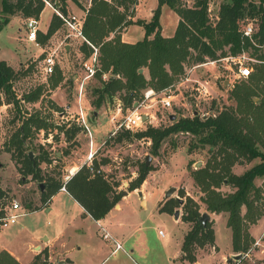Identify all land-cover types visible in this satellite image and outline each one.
Listing matches in <instances>:
<instances>
[{"label":"trees","instance_id":"16d2710c","mask_svg":"<svg viewBox=\"0 0 264 264\" xmlns=\"http://www.w3.org/2000/svg\"><path fill=\"white\" fill-rule=\"evenodd\" d=\"M47 1L53 5H57L58 1L61 13L69 15L67 0ZM72 1L82 6L79 0ZM158 1L151 22L134 20L138 0H91L88 8H85L83 35L98 48L100 60V67L95 74L100 86L94 89L96 98L92 105L98 110L121 93L127 107H130L143 90L151 87L162 91L173 85L185 73L186 64L202 63L207 58L217 59L227 53L237 55L243 51L255 58L257 62L248 81L235 85L231 91L235 106L226 107L207 119L198 116L180 117L168 126L149 125L146 130L134 134L127 130L115 137L116 141H122L128 135L138 139L149 138L152 141L151 153L159 155V149L168 138L188 132L193 135L189 153L208 148L210 157L206 164L190 169L191 176L202 193L200 200L206 210L228 215L227 226L232 231L233 251L244 254L254 242L251 225L264 216V0H223L214 15L210 0H194L192 6L182 0ZM45 4L46 0H2L1 25L9 24L16 15L38 19ZM164 5L180 18L174 35L169 37L162 34L160 23ZM248 22L256 23L252 37L244 34ZM132 24L142 25L145 36L134 43L125 42L122 40V31ZM63 25L64 20L54 13L47 32H38L40 43L45 44ZM80 49L86 57L94 51L86 41ZM140 69H147L148 76ZM104 73L108 74L107 79H103ZM18 76L19 71L5 60H0V105L4 93L13 97V102L19 106L20 101L13 91ZM64 79L62 69L56 66L48 79L49 90L57 88ZM45 88L46 85H39L23 95V100L39 101ZM256 97L258 101L254 100ZM55 110L65 115L61 107L56 106ZM48 120L40 112L23 116L6 144V150L17 163L19 172L24 177L31 175L32 180L39 183L42 204L65 186L94 219L104 218L123 198V191L118 190L121 183L111 181L101 167L109 160L96 161L94 158L92 167L83 164L67 181H62L55 174H46L42 163L51 164L52 153L41 144L39 148L32 145V139L42 131L47 136L53 130H58V135L63 134L65 141L70 143L84 131V127L76 120L70 122L68 119L69 122L54 124ZM58 135L53 133L54 140H59ZM47 144L50 146L49 142ZM172 145L177 147L175 141ZM30 151L34 154L33 160L29 157ZM68 153L67 150L63 154ZM258 158L260 161L243 173L233 171L236 164ZM152 169V166L143 162L138 176L130 181L128 190L140 188ZM257 178L263 179L261 185L256 184ZM41 184L44 185L43 190ZM223 185L234 190L225 193L221 190ZM181 192L179 196L184 197V191ZM181 197L171 196L159 210L174 214L182 206V220L192 226L184 237L181 260L195 262L198 248L215 244V230L209 220L206 224L202 223L200 218L203 212L197 200L186 196L184 203H181ZM11 198L8 190L0 185V215L4 214V207ZM25 206L36 208L30 202H26ZM245 261L242 258L238 262L241 264ZM0 264L22 263L9 251L1 250ZM31 264L52 263L48 261L46 250H42L35 255Z\"/></svg>","mask_w":264,"mask_h":264},{"label":"rangeland","instance_id":"374dc122","mask_svg":"<svg viewBox=\"0 0 264 264\" xmlns=\"http://www.w3.org/2000/svg\"><path fill=\"white\" fill-rule=\"evenodd\" d=\"M210 1L212 2V14L214 15L223 0ZM82 2L87 4L88 1L82 0ZM182 2L188 6L194 4V0H182ZM151 5H153V3L149 0L145 4V7L148 9ZM52 6L55 7L54 5ZM53 7L51 8L53 9ZM147 9V14L143 9H140L141 16L139 17L137 16L136 10L134 19H142L144 22H151L153 16L145 18L148 16L149 12ZM54 13H56L55 10ZM174 15H176L175 12L173 16ZM2 19L3 18L0 16V60H5L15 70L19 71V76L13 84V91L16 99L20 102L19 106H17L12 100L13 97L11 98L2 93L3 103L0 105V175L4 182L3 185L13 191L14 197L11 198L9 204L14 201H18L21 204H25L26 202L32 204L38 202L39 204L38 198L41 192L39 183L37 181H28L22 178V174L18 173L17 163L12 158L11 153L6 150V144L10 140L13 132L20 125L22 117L28 116L29 113L40 112L45 117H48V121L53 124L56 122H74L77 120L76 117H70L68 121L67 117H69L71 113L76 115L80 110L79 86L86 74L84 62L88 57H86L80 49L84 40L74 35L68 36L73 33L68 25L62 26L61 30L57 31L45 44H42L38 36L36 40L29 37L27 29L29 18L21 16L18 18V21L15 19L12 23L5 26L1 25ZM163 20L165 23L167 22L166 14ZM46 22L47 14L42 17V25ZM168 22L173 25L175 19L171 17ZM248 23H252L256 29V23ZM38 27V32L42 31L39 25ZM134 27L135 28L132 29L130 34H136L138 39H142L144 30L142 33L141 28L144 27L139 24H135ZM128 28L129 26L124 28L122 33L127 32ZM67 46L69 47L67 48ZM54 50H56L54 55L55 67L59 66L65 74V79L54 90L56 92V98L52 96L54 91H50L48 86V79L52 74H46L44 72L46 64L45 58ZM230 54L231 53H227L224 56ZM224 56H220L219 58ZM185 68V73L173 84V93L175 95L173 104L175 105V109H167L162 106L159 101L162 94H158L154 100L146 99L145 92L147 89L151 88L149 87L142 91L140 96L130 107H127L124 102L123 94L118 93L112 101L105 102L101 108L96 110L95 106L92 105V101L96 98L94 89L100 86V82L95 76L85 80L82 94L81 104L86 113L93 118L94 112L99 111L102 113L103 120H109L111 123V131L108 132L109 130L107 129L108 131L105 132L104 138H102L103 142L94 148V158L96 161H101L102 159L109 160L106 165L101 167H103L111 181L121 183L118 190L128 191V183L138 176L141 164L146 162L148 156H151V161L147 166H152L153 169L149 172L146 180L141 185V187L144 185L148 197L151 198L148 207L144 208L140 206L138 204L139 198L135 195L130 201H121L123 208L122 212H119L118 215H120L119 217L123 216L124 220L141 223L148 234V239L154 248L157 260L160 259L159 254L163 251L162 245H170L173 254L177 248H180L181 238L187 226L185 221H177L175 215L162 212L158 209L159 199L161 198L165 202L168 199L165 198V193L171 187H175V192L172 197H181L179 194L182 193L181 191H184L185 195L181 198L185 200L186 196H191L197 200L201 205V210L211 215L209 221L212 226L214 227L216 223H218L217 239L219 244L222 247H226L229 244L230 229L226 226L228 215L224 212L213 213L206 210L205 204L200 200L202 193L194 183L190 172V169H197L206 164L210 157L208 148L197 149L193 153H189V145L193 139V135L188 132L177 133L168 138L159 149V155L151 153L152 141L149 138L138 139L132 135H128L129 137H125L122 141L115 140L117 135L127 130L132 131L134 134L137 131L146 130L149 125L154 127L170 125L173 121L168 116L170 112L177 118L190 117L189 115L191 111L197 107V103L202 111H207L211 108L222 110L226 107L235 106V101L231 98L232 89L235 85L243 81H248L247 79L234 80L232 72L224 67L222 61H215V59L211 58H207L205 62L200 64H186ZM206 79L210 80V84L212 85V97L207 101H201L199 103L194 96L193 87L196 85L197 80ZM43 84L46 85V88L39 101L27 102L23 100V95ZM254 100L258 101L259 98L256 97ZM136 102L142 103L141 109L154 114V118L151 119V122H147L142 129H129L124 123L126 122L127 116L130 115L135 108ZM119 104H121L120 111L118 110ZM65 105H70L72 107V112H69V109L66 108ZM56 106L61 107L65 115L56 111ZM116 128L118 129L115 131ZM112 130L114 131L112 132ZM53 133L58 135L59 131L53 130V132H50L47 136L45 132H40L32 139V145L39 148L41 144L45 150L52 153V163L48 164L43 162V171L46 174H55L60 177L62 181H66L65 177L71 175L69 166L74 165V162L80 163L79 158L84 154L87 156L93 151L91 149V137L88 133L85 134L84 131V133H79L75 137L74 142L71 141L68 143L65 141V136L63 134L58 135L59 140H54ZM48 138L51 141L49 142L50 146L47 144ZM173 141L177 143V147H173ZM87 145L89 148H87ZM67 150L69 153L63 154ZM259 161L260 159L258 158L251 162L236 164L233 167V171L237 174H241ZM262 181V178H257L256 184L261 185ZM141 187L139 189H141ZM221 190L227 193L234 189L228 185H223ZM141 199L145 200L144 197ZM145 205L146 202L144 201L143 206ZM128 206L137 207V212L134 216L126 213ZM177 209L180 212L179 217L182 218L184 213L182 206ZM243 212H245V208H243ZM49 217L50 216L47 214L39 216L32 213L22 214L17 223L11 224L0 231V243L7 239H12L20 246L22 252H26L27 245L25 241L29 240L27 236H31V234H29L30 231L42 228L43 224H45V220H48ZM260 220L253 229V233H255L256 236L261 234L264 227V216ZM254 225H251V227ZM23 226L24 230L27 232L16 235V230ZM191 226L192 224L189 223L188 228H191ZM163 234H165L166 237H163ZM13 235L15 237H13ZM255 235L252 234L254 238H256ZM212 246L213 245H206L202 248L212 252ZM263 258L264 245L260 247L259 251L254 255L255 260ZM202 264H209L207 258L203 260ZM241 264L252 263L247 260L245 263Z\"/></svg>","mask_w":264,"mask_h":264},{"label":"crops","instance_id":"0c3cea01","mask_svg":"<svg viewBox=\"0 0 264 264\" xmlns=\"http://www.w3.org/2000/svg\"><path fill=\"white\" fill-rule=\"evenodd\" d=\"M57 1V0H55ZM87 4H84L82 0H79L82 6L78 5L72 0H67V11L68 14H74L84 21L86 10L91 0H87ZM149 0H138L137 4V16L140 15V9H143L146 12L145 4ZM153 5H151L147 11L148 16L145 18H149L153 16L155 8L158 6V0H151ZM2 10V0H0V12ZM175 12V11H174ZM173 10L169 8L167 5L162 7V14L160 18V23L162 27V34L164 36H172L174 35L178 22L179 16L176 13L174 14ZM136 13V12H135ZM47 14V22L42 25V17ZM147 14V12H146ZM167 15V22L163 20ZM54 15V9H52L49 5L45 4L40 16H39V26L43 32H47L48 27L50 25L51 19ZM174 18L175 22L170 24L168 22L169 19ZM21 17L20 15H16L12 18L10 23L13 20H17ZM135 18V17H134ZM144 18V17H140ZM135 20V19H134ZM16 21V22H17ZM64 26V25H63ZM135 24L129 26L127 32L122 33V40L125 42L134 43L141 39H138V36L131 35V31ZM62 28V27H61ZM61 28L59 30H61ZM58 30V31H59ZM141 32L145 36V29L141 28ZM54 36V35H53ZM52 36V37H53ZM143 36V38H144ZM51 37V38H52ZM142 38V39H143ZM69 46H67L68 48ZM58 49V48H57ZM143 72L148 76L147 69H143ZM64 74V71H63ZM65 76V74H64ZM56 89V88H55ZM55 89H50V91H54ZM56 92L54 91L52 96L55 97ZM66 108L69 109V112H72V107L70 105H65ZM70 117H77L73 113ZM108 122V123H107ZM110 121L103 120L102 113L99 111L94 112V117L91 118V149L94 152V148L101 144L102 138H104L105 132H110ZM108 129V130H107ZM114 130H112L113 132ZM43 132V131H42ZM82 133V132H81ZM84 133V131H83ZM85 134H87L85 132ZM48 142H51L50 139H47ZM88 146V145H87ZM89 148V146L87 147ZM88 150V149H87ZM80 163H76L74 165L69 166V171L71 176L83 165L88 164V155L84 154L81 158H79ZM75 169L73 172L72 170ZM20 173V172H18ZM21 174V173H20ZM0 185L2 188L8 190L11 197H14L13 191L6 188L3 185L2 176L0 175ZM22 178L28 181L32 180V176ZM129 185V183H128ZM41 190V189H40ZM43 190V189H42ZM140 191H142V195H140ZM128 193L123 196L121 201L131 200V198L135 195L138 196V204L144 208H147L149 205V200L151 198L148 197L147 192L143 187L141 189H136L133 191H127ZM167 192V191H166ZM160 194V193H159ZM154 196V194H153ZM152 196V198H153ZM161 196V195H160ZM144 197L145 200L141 198ZM165 198L166 193H165ZM165 199V200H166ZM38 202L33 204L35 209H30L22 205V210L25 214L32 213L35 215L47 214L49 215V219L45 220V224H43L42 228L35 231H30L29 234L31 236H27L29 238L28 241H25L27 245L26 252H22L20 246L15 243L12 239H7L0 243V251L7 250L13 256H15L22 264H31L35 255L39 254L42 250H46L48 255V261L52 264H202L203 260L207 258L209 264H227L228 259L231 255L235 254L233 251L232 245V231L230 229L229 236V244L226 247H222L219 244L217 239V224L214 226L215 230V244L212 246L213 251L205 250L203 248L197 249V260L195 262H190L187 260H181L182 256V244L184 241L185 234L190 229L188 228V222H186V230L183 233L180 242V248H177L172 253L170 249V245H162L163 251L160 253V259L157 260L154 248L148 239V234L145 229L142 227L140 222H133L131 220H124L123 216L119 217V212H122V203L121 201L109 211V213L102 219H94L85 208L73 198V196L66 190L61 188L56 194H54L47 202L42 204L41 201V192L38 198ZM146 202V205L143 206V202ZM158 209L163 204L164 200L159 199ZM36 205V206H35ZM203 212V210H201ZM137 212V207L128 206L126 213L134 216ZM23 213V214H24ZM204 213V212H203ZM174 215V214H172ZM180 216V215H179ZM211 218V215H210ZM176 220H182L181 217H176ZM183 221V220H182ZM261 221V220H260ZM257 224L251 227V233H253V229ZM264 229V227H263ZM262 229V231H263ZM2 231V229L0 230ZM261 231V232H262ZM23 232H27L23 227H19L16 230V235L22 234ZM258 236V235H257ZM255 235V237H257ZM13 237H15L13 235ZM163 237H166L163 234ZM116 241L122 244V248H116ZM166 242V241H165ZM38 248V249H37ZM26 254V255H25ZM42 256H45L42 254Z\"/></svg>","mask_w":264,"mask_h":264},{"label":"built area","instance_id":"2783aa9c","mask_svg":"<svg viewBox=\"0 0 264 264\" xmlns=\"http://www.w3.org/2000/svg\"><path fill=\"white\" fill-rule=\"evenodd\" d=\"M57 5H54L53 7L52 3L46 0V5H50L55 10L56 14H58L63 20L64 25L70 26L73 33L69 34L74 35L76 37L82 38L84 41L89 43L93 48V53L87 58V60L84 62V68H85V77L83 81L81 82L79 86V106L80 110L76 114V121L84 127V131L89 134V136H92L91 131V117L86 113L85 109L82 106V94L84 90V82L88 78H92L95 76L96 71L100 67V60H99V54H98V48L95 47L93 44H91L86 37L83 35V20H81L79 17H77L74 14H69L68 16H64L61 11L59 10V2H56ZM52 4V5H51ZM39 19L36 18H29L27 22V29L28 34L31 39L36 40L38 36V30H39ZM256 31L254 25L252 23H248L244 28V34L246 36L252 37L254 32ZM37 44L39 45V42L37 41ZM56 53V50H54L52 53H50L46 58V64L44 67V72L46 74H52L55 71V59L54 55ZM215 61H222L224 63V67L232 72V75L234 76V80H240V79H248L251 74L254 71V63L257 62L255 58H252L247 52H242L237 55H227L224 57H221L219 59H215ZM205 62V61H204ZM203 63V62H202ZM200 64V63H198ZM103 78L107 79L108 74L104 73ZM194 88V96L196 100L199 101V103L202 101H207L212 97V85L210 84V80H197L196 85ZM158 94H162L159 98L160 103L164 108L167 109H175V105L173 104L174 100V93H173V85L166 88L162 91H156L153 88L147 89L145 92L146 99L154 100L155 97ZM142 103L136 102L135 108L132 110L130 115L127 116L126 122L124 125L129 129H142V127L147 123L151 122V119L154 118V114L148 113L146 111H143L141 109ZM199 104L197 103V107H195L191 113L190 117L198 116L201 119H207L211 116H216L220 110H216L215 108H211L207 111H202L199 107ZM121 104H119L118 110L120 111ZM169 117L172 116V113L170 112ZM144 117H147V119H144ZM118 128L115 129V131ZM94 159V152H90L88 154V160H89V166L92 167V162ZM103 169V167H102ZM71 175H67L65 177V180L67 181L70 178ZM63 189H66L65 186L62 187ZM22 211V205L18 201H14L11 204H8L4 207V214L0 215V230L4 229L11 224L17 223L19 217L23 214ZM161 233V231H160ZM264 245V229L261 232V234L254 238V242L252 244V247L243 254V258L250 261L252 264H264V258L260 260H255L254 255L259 251L260 247ZM116 248H122V244L120 242L116 241ZM237 254V253H235ZM239 260H233L227 264H240L238 262Z\"/></svg>","mask_w":264,"mask_h":264},{"label":"water","instance_id":"95a60500","mask_svg":"<svg viewBox=\"0 0 264 264\" xmlns=\"http://www.w3.org/2000/svg\"><path fill=\"white\" fill-rule=\"evenodd\" d=\"M140 72H143V69H140ZM176 118H177V117H176L175 115H172V116L170 117L171 120H175ZM144 119H147V117H144ZM29 157H30L32 160L34 159V154H33V152H31V151L29 152ZM150 161H151V156H148V157H147V160H146V164L149 165ZM41 188H42V189L44 188V185H43V184H41ZM174 192H175V187H171V188H169V189L167 190V192H166V197H167V198H170V197L173 195ZM127 193H128L127 191H123V195H126ZM139 193H140V195H142V191H140ZM179 200H180L181 203H184V199H183V198H179ZM174 215H175V217H177V218L179 217L180 212H179L178 209L174 212ZM200 219H201V221H202L203 224H206V222L210 219V214L207 213V212H204V213L202 214V217H201ZM242 258H243V253L233 254V255H231V257L228 259V262H231L232 260H240V259H242Z\"/></svg>","mask_w":264,"mask_h":264},{"label":"bare ground","instance_id":"6f19581e","mask_svg":"<svg viewBox=\"0 0 264 264\" xmlns=\"http://www.w3.org/2000/svg\"><path fill=\"white\" fill-rule=\"evenodd\" d=\"M73 172L75 171V169L72 170Z\"/></svg>","mask_w":264,"mask_h":264}]
</instances>
